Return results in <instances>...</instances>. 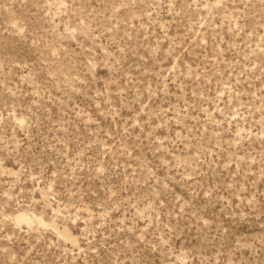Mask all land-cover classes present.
Instances as JSON below:
<instances>
[{"label":"rangeland","instance_id":"rangeland-1","mask_svg":"<svg viewBox=\"0 0 264 264\" xmlns=\"http://www.w3.org/2000/svg\"><path fill=\"white\" fill-rule=\"evenodd\" d=\"M0 264H264V0H0Z\"/></svg>","mask_w":264,"mask_h":264},{"label":"bare ground","instance_id":"bare-ground-1","mask_svg":"<svg viewBox=\"0 0 264 264\" xmlns=\"http://www.w3.org/2000/svg\"><path fill=\"white\" fill-rule=\"evenodd\" d=\"M20 213H18V214H16V216H15V220L17 221V222H26V223H32V222H35V221H39L40 222V220H37L36 218H35V216H33L32 214H30V213H28V212H22V211H19ZM39 218H41V217H39ZM42 221V220H41ZM43 222V221H42ZM60 232H62V231H60ZM65 233H63V235H64ZM68 235V234H67ZM70 236V235H69ZM68 237V236H67ZM66 236H65V238H67Z\"/></svg>","mask_w":264,"mask_h":264}]
</instances>
